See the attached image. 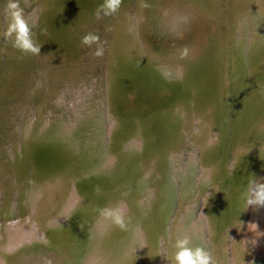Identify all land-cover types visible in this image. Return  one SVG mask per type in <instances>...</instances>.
Wrapping results in <instances>:
<instances>
[{
    "label": "bare ground",
    "instance_id": "1",
    "mask_svg": "<svg viewBox=\"0 0 264 264\" xmlns=\"http://www.w3.org/2000/svg\"><path fill=\"white\" fill-rule=\"evenodd\" d=\"M235 1L237 9L244 3ZM103 2L19 0L33 41L42 45L38 55H22L13 48L4 35L8 17L5 22L0 18V264H52L56 257L33 254L38 248L44 252L42 247L66 253L61 264H162V234L172 235L167 242L169 256L174 251L172 245L184 238L190 240L189 247L204 249L198 236L192 239L197 224H185L182 207L189 209L188 204L180 201L172 229L165 225L177 200L176 176L166 168L169 162H173L172 168L181 178L183 193L189 185L170 154V147L176 146L179 139V120L185 105H190L192 111H201L207 126L217 108L228 101L235 105L232 130L237 153L227 178L232 196L228 192L223 195L230 213L240 216L243 212L252 179L263 178L252 196L259 185H264V0H245L254 7L250 9L253 18L243 28L253 27L255 31L249 35L238 31L240 38L235 39L231 68L217 37L203 44V38L216 26L218 0H137L135 15L125 13L119 6L112 14L114 25L109 28L113 37L107 63L108 88L101 105L102 99L97 100V96L74 98L71 91H66L69 88L55 86L67 76L61 74V80L48 76L46 66L52 65L49 73H54L53 66H60L62 58L64 63L77 60L80 41L75 38L79 35L76 24L94 5ZM7 3L0 0V17ZM247 7L250 6L244 8ZM232 11L236 17L242 14L241 9ZM36 61L40 69L33 70L30 64ZM23 67L29 76V87L17 112L11 101L17 91L12 84ZM228 67L229 81L224 78ZM214 74L221 76L218 83ZM126 79L134 81V92L122 90L120 83ZM195 81L197 85L190 96ZM126 94L141 102H154L148 106L156 105L147 112L123 115ZM8 100L9 107L5 105ZM251 103L255 106L249 112ZM13 115L21 117L19 123L11 120ZM106 118L109 128L105 127ZM220 125L223 127V123ZM207 133L194 135L204 169L200 187L209 186L211 179L227 171L223 162L213 160L226 143L225 133L214 141L207 138ZM9 135L11 138L5 142ZM252 137L257 144L245 140ZM152 153L157 154L159 165L168 172L164 180L158 175L157 181L163 184L157 187L156 194L148 188L150 179H146L153 164L144 168L141 155L149 162ZM1 173L8 175L7 180ZM210 188L203 197V213L213 235L224 218L217 210L222 203L217 191L220 185ZM104 209L121 215L126 230L114 223V216L102 215ZM249 212L248 227L232 238L235 258L229 264L264 262V207L251 205ZM57 230L61 233L50 238ZM224 249L222 241L215 242V264L226 260Z\"/></svg>",
    "mask_w": 264,
    "mask_h": 264
},
{
    "label": "rangeland",
    "instance_id": "2",
    "mask_svg": "<svg viewBox=\"0 0 264 264\" xmlns=\"http://www.w3.org/2000/svg\"><path fill=\"white\" fill-rule=\"evenodd\" d=\"M218 1H219L218 3L219 11L216 15L217 17V19L215 20L216 26L215 28H213L212 32L209 31L207 33V36L203 38V44L209 41H213L212 38L217 37L218 40L216 42L218 46L222 47V50L224 51L225 60L229 62L230 68H231V59L233 57L232 52H233L235 42H236L235 39L238 40L240 38L238 31L246 35H249L253 31H255L254 29L252 30L253 27L252 28L247 27L245 29L243 28V25L249 24V20L253 18V14L250 13V9H252L254 5L251 6V3H249L248 5L250 7L244 8L245 6H248V5L245 3V0H243L244 3L240 5L239 9H237L238 5L236 1L235 3H233V0H218ZM136 2L137 0H122L120 4L121 9H123L125 13L128 11L131 14L133 13L132 15H135L136 8H137ZM98 5H94L93 10L89 13L88 12L85 13V15L80 19L81 21H78V23L76 24L79 28L78 30L79 35L76 36L75 38H78L80 41L79 50H77L76 56H75L77 60L73 61L69 59L67 60V63H64V60L62 58V60L60 61V64H61L60 66H57V67L53 66L54 73H49L52 69V65H47L46 68H48V76H52V77L54 76L55 79H60L61 77L59 76L61 74L63 75L66 74L67 79H65L64 81L60 79L61 81L56 83L55 86H57L58 88L59 87H63L64 89L69 88V90L66 89V91L68 92L71 91V93L73 94L72 97L74 96V98H77L78 95H83L84 97L85 96H88V97L97 96L96 97L97 100L102 99V101L100 100L101 105H102V102L106 98V95H107L106 93H107V88H108L107 87L108 85L107 68L109 64L108 59L110 57V52H109L110 44H111V39L113 37V34H111L112 31L109 28H111L114 25L113 24L114 18H113V15L104 16L103 13H101L102 19L97 20L95 18L94 13L97 10ZM234 8L237 11H239L240 9L242 10L241 11L242 14L239 17H236V15H234L235 13L232 11ZM5 9L3 10L2 17H0L3 19L4 22H5V16H6ZM257 9H259V7ZM120 16L123 17L124 15L121 14ZM237 20H240L241 24L237 23ZM116 21L119 22L118 19H116ZM88 33L96 34L100 37L99 46L103 47L104 49L103 56L95 57L92 55V53L96 50L98 46L97 44H93L91 48H88L81 44V38ZM248 39H247V44H249ZM74 43H76V40L74 41ZM34 60H39V59L34 58ZM30 67L33 70L40 69V65L39 63H37V61L34 63H31ZM230 68L228 67L225 69L226 75H224V78L227 81H229L228 79H230V76H229V74L231 73V71L229 72ZM247 71L249 72V65H248ZM26 75L27 74L25 73L24 67L21 68L16 81L14 82V84H12V87H15L17 91L16 93H14L16 94V96L13 99H11V101H12V105H14V108H16L17 112H19L18 110L23 104L22 97L27 91V88L29 87L28 85L29 76H26ZM215 75L216 74H214V77L216 79V82L218 83L221 76L218 77V75L217 76ZM95 79L99 83H97V81H94ZM92 80L94 82H92ZM83 81L85 82L84 85L82 83ZM92 84L93 86H91ZM94 84L97 86L95 87ZM196 85H197V82L195 81L192 84L193 90L189 92L190 96L194 93ZM68 96H70V93L68 94ZM77 100H76V103L78 104L79 102H77ZM9 101L10 100H8V102L5 103V105L8 107L10 106L9 104H11V102ZM189 102L190 101L188 100V103ZM35 105H37V103ZM234 106L232 105L231 101H228L225 104V106H221L220 109L217 108V111H216L217 113H214L213 114L214 116L209 118V119H212L213 121L211 120L212 122H210V124L207 126L208 120H205L204 122L205 115L201 111H195V110L192 111L190 105L189 106L185 105L184 110H183L184 113L183 115L181 114L182 121L179 120L181 127H180V132H179V139L177 140V145L176 146L173 145L170 147V150H172L170 154H171V158H174V164L178 165L177 169H181L179 170L181 172V175L187 176L188 181H189V185L187 186L186 191L184 193L182 191L183 188H182L181 178L179 175L176 174V169L172 168L173 162L171 163L169 162L166 167L169 172H172L173 175L176 176L177 187L175 191V197L177 200L173 203L171 207V210H170L169 215L167 216L165 225L169 226L172 229L173 228L172 220L176 217V213H177V210L179 209L178 205L180 201H182V203L184 204H188L189 209L183 206L182 209H184V211L182 212L185 218V224L188 227L189 225L193 226L197 224V227H195L196 233L192 234L193 235L192 239L194 240V237L196 238V236H198V240L200 241L201 245L204 246V250L208 251L211 254L212 258H213V249H214L215 242L222 241V246L224 245L226 247V251L224 249V253H223L224 254L223 256H225L226 258V260L223 262L224 264H229L235 258V256L233 255V251H232V242H233L232 238L235 234L239 232L243 234L245 229L248 227L249 221H250L249 210L251 209V205L247 204V200L253 198L252 194L254 192L256 185L259 183L260 180H263V178L261 179L254 178L251 180L247 188L248 193L246 194V197L244 200L245 205L243 208V212L240 214V216L238 215V213L237 215L230 213L231 211L227 209L225 205L226 200L223 198V195L228 192V195L230 197L232 196L231 190L228 189V187H230V183H228L227 178L231 176V173H232L231 166L234 160L236 159L235 155L237 153V148H236L237 143H234L233 130H232V119L234 117V114H233ZM254 106L255 105H253V103L249 105L248 107L249 112L253 111ZM210 109L211 108H208V110ZM73 116L74 115H72L71 118H74ZM11 117H13V119L11 120L15 122L16 124L19 123L21 119L19 115H17L16 118L14 115ZM105 121H106L105 127L108 126L109 128V125H110L108 122L109 119L106 118ZM220 122L223 123V127L222 125H220ZM205 129L209 130L208 131L209 135L207 133V130ZM200 130L202 131L199 132ZM11 131H13V129H11ZM203 132L205 134L207 133V138H213L212 141H214L217 137L225 133L224 139L226 140V143L224 145H221V147H219L220 152L213 157V160H215L217 164H222L223 162L224 167H225L223 169L227 171H224L222 175H219V177L216 176L214 179H211V181H209V186L200 187L199 184H200V181H202L200 180V177L203 174L204 169H203V162H202L201 154L199 152V147H198V144L196 143V138L194 137V135H196L197 133L201 135ZM109 136L110 135L107 132V141H106L107 144L111 142V138ZM16 137H18V135H16ZM5 138L6 139H4V141L7 142L11 138V136L9 135V136H6ZM245 140H247L248 143L250 142L254 144L258 143V140L254 137L248 138ZM224 154H226V158H223ZM141 155L143 159L142 162L145 163L144 168H147L151 163L153 164L150 167V172L146 175V179L147 178L150 179V181H148L147 183V186L149 189H151L153 194H156L157 187L162 186L163 184V182L157 181L158 175L161 174L160 180H164V176H166L168 172L165 173V171H163L165 168L159 165L157 154L155 155V153L154 154L152 153L151 154L152 157L149 162L147 161L146 158H144L143 154ZM189 168H192V171H189ZM152 173L153 174L155 173L154 177ZM240 174H242V172ZM1 175L2 176L4 175L3 176L4 178L2 177V179L7 180L6 177H8V175L2 174V173ZM14 180H15V177H14ZM238 183L240 182H237V184ZM15 184L17 183L15 182ZM214 184L218 186L220 185V188L217 191H219L221 193L220 195H222L220 197L222 203L221 205H219V209L217 210L219 214L221 215L220 218H224V221L220 223L218 232L213 233L212 235L209 227L206 226V221L204 220L205 214L203 213V203H204L203 197L205 194L208 195V193L210 192L209 190L211 189L210 187H212ZM188 188H189V191H188ZM143 193L145 192L143 191ZM17 195H18V192L14 195L15 202H17V198H16ZM142 196H144V194ZM181 196L182 198H180ZM221 210H222V214H221ZM142 228L144 229V226H142ZM184 232H185V235H189V230H185ZM144 233H145V230H144ZM171 236L172 235L170 234L168 236H166L165 234L164 235L162 234L160 236L161 240H159V246H160L159 259L162 264H168L169 254H168L167 242L169 241ZM248 248H249V245H248ZM248 248L246 249L248 250Z\"/></svg>",
    "mask_w": 264,
    "mask_h": 264
},
{
    "label": "clouds",
    "instance_id": "3",
    "mask_svg": "<svg viewBox=\"0 0 264 264\" xmlns=\"http://www.w3.org/2000/svg\"><path fill=\"white\" fill-rule=\"evenodd\" d=\"M122 0H104L103 4L97 6L94 15L97 20L104 16L116 13ZM5 13L8 17V24L5 31V37L11 41V46L21 52L22 55H38L40 54L41 44L32 39V30L24 19L23 9L19 5V0H8ZM100 37L96 34L88 33L81 38V44L91 48L93 44H97L96 50L92 53L95 57L103 56L104 49L99 46ZM248 205H257L264 207V185H259L253 198L247 200ZM102 215L106 217L114 216V223L126 230L127 225L121 215H114L112 210H102ZM253 227H258L253 224ZM190 240L188 238L177 240L173 245L174 251L168 257V264H215L211 254L201 247H189Z\"/></svg>",
    "mask_w": 264,
    "mask_h": 264
},
{
    "label": "water",
    "instance_id": "4",
    "mask_svg": "<svg viewBox=\"0 0 264 264\" xmlns=\"http://www.w3.org/2000/svg\"><path fill=\"white\" fill-rule=\"evenodd\" d=\"M121 88L122 90L125 89V92L126 90L129 91V90H132L134 92V81H132V79H126L125 81L121 82ZM139 86L135 85V88L137 89ZM126 104H125V107H124V112H123V115H127V114H137V113H142V112H147L151 109L152 106L156 105V104H153L151 106H148V104H152L154 103L153 101H150L149 99H145L143 102H141L140 99H138V97H133L131 98L129 94H126ZM139 96V94H138ZM140 97V96H139ZM147 115V114H145ZM144 115V116H145ZM144 116H137L139 117H144ZM125 118L124 117L121 121L124 122L125 121ZM77 182V181H76ZM81 186H86V183H81L80 184ZM80 185H78L80 187ZM63 231V230H62ZM57 233H61V231L57 230L55 231L54 233H51L50 235V238H54V236H56L55 234ZM44 250V252H41L39 251V248L37 249V251H33V254H41V255H44V254H49L50 256H54L56 257L55 260L52 261V264H61L63 262V256L66 258V253L62 252L61 250L58 252V251H54V250H51L47 247H42ZM13 252V251H12ZM262 261H264V257L262 258ZM262 264H264L262 262Z\"/></svg>",
    "mask_w": 264,
    "mask_h": 264
}]
</instances>
